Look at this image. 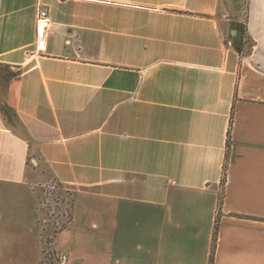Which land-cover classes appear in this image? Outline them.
Listing matches in <instances>:
<instances>
[{
	"label": "crops",
	"instance_id": "1",
	"mask_svg": "<svg viewBox=\"0 0 264 264\" xmlns=\"http://www.w3.org/2000/svg\"><path fill=\"white\" fill-rule=\"evenodd\" d=\"M228 1L0 0V264H264V0L249 55Z\"/></svg>",
	"mask_w": 264,
	"mask_h": 264
},
{
	"label": "trees",
	"instance_id": "2",
	"mask_svg": "<svg viewBox=\"0 0 264 264\" xmlns=\"http://www.w3.org/2000/svg\"><path fill=\"white\" fill-rule=\"evenodd\" d=\"M228 6L232 8V11L235 15L229 23V28L235 30L237 34L234 39H232L230 36H228V39L233 40V44L235 43V48L240 54L249 55L251 53L253 43L251 38L247 34V27L245 23L248 0H229ZM226 148L228 153L230 148L229 141L226 144ZM224 181L225 172L223 173L222 177V186L224 185ZM68 220H70V218H68ZM64 227L65 225L58 227L57 225H55V223H52L51 225L44 223V235L46 237L47 243L52 242L53 237L58 233L59 230Z\"/></svg>",
	"mask_w": 264,
	"mask_h": 264
},
{
	"label": "rangeland",
	"instance_id": "3",
	"mask_svg": "<svg viewBox=\"0 0 264 264\" xmlns=\"http://www.w3.org/2000/svg\"><path fill=\"white\" fill-rule=\"evenodd\" d=\"M243 5V4H242ZM69 197L59 190L51 188L44 189L42 195V208L45 223L51 225L55 223L58 227L65 225L68 220Z\"/></svg>",
	"mask_w": 264,
	"mask_h": 264
},
{
	"label": "built area",
	"instance_id": "4",
	"mask_svg": "<svg viewBox=\"0 0 264 264\" xmlns=\"http://www.w3.org/2000/svg\"><path fill=\"white\" fill-rule=\"evenodd\" d=\"M51 27V20L46 9H40L35 23L36 48L35 54L39 55L46 45L47 31ZM53 264H68V255L63 252L55 254Z\"/></svg>",
	"mask_w": 264,
	"mask_h": 264
}]
</instances>
